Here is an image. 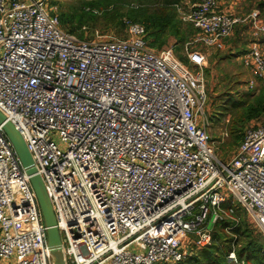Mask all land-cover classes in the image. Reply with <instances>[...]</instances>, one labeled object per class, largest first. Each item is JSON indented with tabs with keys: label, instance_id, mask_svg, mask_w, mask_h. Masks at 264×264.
Here are the masks:
<instances>
[{
	"label": "built area",
	"instance_id": "built-area-1",
	"mask_svg": "<svg viewBox=\"0 0 264 264\" xmlns=\"http://www.w3.org/2000/svg\"><path fill=\"white\" fill-rule=\"evenodd\" d=\"M224 50L240 18L218 0L176 5ZM251 25L264 40L258 11ZM80 39L47 0H0V112L20 132L51 200L67 264H180L241 209L264 234V124L221 161L209 133L206 55L193 71L143 24ZM244 66L264 80L254 42ZM251 87L255 81L249 83ZM232 228L227 227L229 232ZM229 260L236 262L235 252ZM0 264H54L40 203L0 123Z\"/></svg>",
	"mask_w": 264,
	"mask_h": 264
},
{
	"label": "rangeland",
	"instance_id": "rangeland-1",
	"mask_svg": "<svg viewBox=\"0 0 264 264\" xmlns=\"http://www.w3.org/2000/svg\"><path fill=\"white\" fill-rule=\"evenodd\" d=\"M47 1L51 7H57L63 29L66 31L76 30L73 34L75 36L83 35L86 39H95L96 32H99L103 37L98 40H110L111 38L122 39L127 37L124 24L121 26H111L105 22L101 15L95 21L86 23L81 29L78 28L76 19L74 18L75 15L81 12L84 7V2L93 0ZM116 1L118 2L116 6L119 7L120 13L124 15V23L128 20L126 14L129 10L142 6L137 0ZM260 1L264 0H218L222 12L242 20L241 23H238L234 27L231 36L224 41V50L208 48L201 42H196L189 48L190 52H187L185 46L187 43H192L194 38L187 43H179L176 38L170 37L165 45L152 46L156 51L173 48L177 58L195 72H199L200 69L192 62L190 53L199 51L206 55L207 61L202 68L207 88L205 112L210 123L209 133L214 142L217 156L225 163H228L235 156L241 143L233 135L232 128L238 124V128L244 134L247 129L264 124V114L250 120L247 119L243 123L241 121V114L244 113V104L251 103L254 97H259L264 93V80L255 79L251 72L244 66L242 58L254 42L261 44L264 53V40L253 29L250 18L253 12L258 11L264 23V7L259 8ZM192 4H195L193 0H181L180 3L185 8ZM68 18H72V20H68ZM179 19L181 20L180 15ZM182 23L189 24L183 21ZM241 52H245V54L241 55ZM251 81H255L253 87L249 85ZM235 121H237L236 124L234 123ZM236 135H240V132L236 133ZM236 214L240 221L238 224H231L230 226L232 227L230 228L232 229L228 233L234 240L240 241L239 245L246 243L248 238L242 232L240 235H237L232 231L243 222L246 223V226L248 225L247 228L254 234L261 235L264 238V234L257 226L250 222L248 216L241 209H237ZM196 251L200 250L192 251L188 258ZM235 255L237 261L236 252Z\"/></svg>",
	"mask_w": 264,
	"mask_h": 264
},
{
	"label": "trees",
	"instance_id": "trees-1",
	"mask_svg": "<svg viewBox=\"0 0 264 264\" xmlns=\"http://www.w3.org/2000/svg\"><path fill=\"white\" fill-rule=\"evenodd\" d=\"M121 1V0H119ZM125 1V0H124ZM142 5L137 9H131L127 12L126 18L132 22H138L145 26L147 37L151 41V46L165 45L170 37L177 39L179 43L189 42L198 34V30L191 24H183L179 19V13L176 5L181 0H137ZM201 0H193L197 3ZM116 0H93L84 2V7L80 13L75 15L77 26L81 29L86 23L95 21L99 15L107 24L111 26H121L124 24V15L120 13L116 6ZM264 7V1H260L259 8ZM73 18V19H74ZM61 20V17H60ZM72 20V18H68ZM62 24V21H61ZM76 30L67 31L74 34ZM80 39H85L83 35H78ZM244 55L245 52H241ZM244 113L241 114L242 123L247 119L260 117L264 114V93L259 97H254L251 103L244 104ZM235 124L237 121L234 122ZM232 128V133L242 142L244 134L240 128ZM240 132V135L236 133ZM241 144V143H240ZM232 223L230 221L217 225L213 231V243L200 251H196L185 262L180 264H264V238L261 235L254 234L249 230L246 223H240L232 232L237 235L244 234L248 240L239 245L240 241L234 238L226 231ZM245 224V226H244ZM243 236V235H242ZM236 252L237 261L229 260L231 252Z\"/></svg>",
	"mask_w": 264,
	"mask_h": 264
},
{
	"label": "water",
	"instance_id": "water-1",
	"mask_svg": "<svg viewBox=\"0 0 264 264\" xmlns=\"http://www.w3.org/2000/svg\"><path fill=\"white\" fill-rule=\"evenodd\" d=\"M0 123L4 125V130L12 142L15 151L22 163L24 170L30 177V182L36 193L40 207L47 227L48 246L51 249V255L54 264H67L62 249V240L51 200L46 192L42 177L38 174L32 155L26 142L16 127L7 120L0 112Z\"/></svg>",
	"mask_w": 264,
	"mask_h": 264
}]
</instances>
